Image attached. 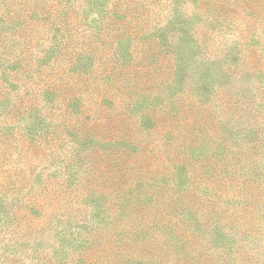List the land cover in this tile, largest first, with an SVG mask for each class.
<instances>
[{
	"label": "rangeland",
	"instance_id": "obj_1",
	"mask_svg": "<svg viewBox=\"0 0 264 264\" xmlns=\"http://www.w3.org/2000/svg\"><path fill=\"white\" fill-rule=\"evenodd\" d=\"M0 264H264V0H0Z\"/></svg>",
	"mask_w": 264,
	"mask_h": 264
}]
</instances>
